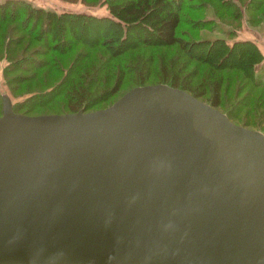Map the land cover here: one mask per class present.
I'll return each instance as SVG.
<instances>
[{
    "label": "water",
    "instance_id": "1",
    "mask_svg": "<svg viewBox=\"0 0 264 264\" xmlns=\"http://www.w3.org/2000/svg\"><path fill=\"white\" fill-rule=\"evenodd\" d=\"M264 264V135L183 89L0 113V264Z\"/></svg>",
    "mask_w": 264,
    "mask_h": 264
},
{
    "label": "rangeland",
    "instance_id": "2",
    "mask_svg": "<svg viewBox=\"0 0 264 264\" xmlns=\"http://www.w3.org/2000/svg\"><path fill=\"white\" fill-rule=\"evenodd\" d=\"M26 2L30 5H38L43 8H52L57 12L77 11L94 16L110 15L105 8V1L103 0H27ZM186 10L187 12L181 16L182 20L177 27V31H181L182 29L187 30L186 32L192 31L189 22H194L195 18H193L192 14L196 15V11ZM221 18L225 20L226 16L221 15ZM37 25L35 27L37 31L34 30L36 31L34 35L26 34L19 28V25L10 21H6L0 27V35H2V40L0 41V112L1 100L6 103V106L12 104L14 112L28 115L64 113V111L68 110L66 105L67 98L62 91L53 90L47 93L42 90L48 88L50 83L59 76H62L64 68L67 69L68 66H71L72 62L77 61L79 56L77 52L85 54L86 51H91L94 54L101 49L107 52L114 47L120 48L121 46L119 47V45H123V43L128 46L117 56V58L122 59L121 61L126 60L127 67H124V75L116 90L112 93L96 92L91 99L92 101L82 106L85 111L108 105L125 90L136 85L133 80L134 70L130 66L131 61L125 58L126 55L129 56L137 52L153 54L151 72L145 80V84H152L162 79V72L159 69L160 54L163 52V58L168 59L173 58L175 53L182 52L177 49L176 44L171 46L160 45L156 36L136 27H130L125 33V38L121 40L118 35H112L114 33L109 28L112 25L104 21L96 22L90 20L87 22L80 18L76 19L71 18V16H65V19L61 20L53 18L47 26V31L38 32L41 26H39V23ZM5 26H7V30L4 29ZM247 27L248 25L240 21V31L238 34H242V29ZM104 30L108 31L109 34L107 35H111L114 39L110 38V42L93 46L91 42L94 41L97 35H103L102 32ZM195 31L197 34L208 37L218 34V31L204 29H198V31L195 29ZM247 31L250 33L253 31L260 42H262V36H260L261 28L260 33L253 26H250V30ZM191 34L193 33L191 32ZM185 39L188 42L190 41L189 37ZM46 40H49L48 46L45 44ZM61 40L63 42H60ZM50 41L55 43L52 45ZM224 41L230 45L232 40L227 39ZM254 43L257 44L255 41ZM191 51L196 57L183 69L185 72L188 70L193 72L195 70V73H191L192 75L190 76L191 83L203 85L202 82L205 79V74L209 73L220 77L221 84L218 103L213 107L226 115L231 122L254 129L264 135V86L252 84L248 80L245 75V68L243 69L242 67V60L235 58V53L236 51L239 53V48L230 51L225 56L223 54L226 51L222 45L221 48L217 47L210 55L209 53L206 54L205 46L203 45L196 44L191 47ZM180 57L184 56L179 54L178 58ZM82 63L84 64L85 61L82 60L80 64ZM233 63L234 65H232ZM4 66L6 67L4 68ZM257 68L255 67V77L258 76L256 73ZM262 69L259 72L262 80H264V70L262 71ZM72 73L73 69L70 75ZM101 85L102 82L97 81L96 78H91L87 82L89 89H97ZM202 85L194 89V91L200 89ZM185 91L190 94V90ZM195 97L210 105L207 93H202ZM37 262L39 264H70L65 263L60 258H39ZM110 264L131 263L125 259H112Z\"/></svg>",
    "mask_w": 264,
    "mask_h": 264
},
{
    "label": "trees",
    "instance_id": "3",
    "mask_svg": "<svg viewBox=\"0 0 264 264\" xmlns=\"http://www.w3.org/2000/svg\"><path fill=\"white\" fill-rule=\"evenodd\" d=\"M26 1L0 0V27L6 21H10L19 25V28L26 34L34 35L37 31L35 27L38 23L41 26L38 32L47 31V26L53 18L61 20L65 19V16H71V18H80L87 22L90 20L109 22L112 25L109 28L114 33L112 35H118L121 40L125 38V33L130 27L142 29L156 36L160 45L171 46L176 44L177 49L182 51L175 53L173 58L168 59L163 58V52L160 54L159 69L162 72V79L155 83L190 90L189 92L193 96L207 93L208 102L212 106L218 103L221 84L220 77L209 73L205 74V79L202 82L203 85L191 83L190 76L195 73V70L193 72L190 70L185 72L183 70L196 57L191 51V47L196 44L203 45L205 46L206 54L209 53L210 55L217 47L221 48L222 45L226 51L223 56L239 48V53L236 51L235 58L242 60V67L243 69L245 68L244 71L248 80L252 84L264 86V80H262L259 72L262 67V71L264 70V60H262L260 50L253 40L235 37L241 21L248 26L256 27L259 31L261 28L264 41V0H103L105 1V8L110 15L105 14L100 16L77 11L57 12L52 8L30 5ZM186 9L196 11V15L192 14L193 18H195L194 22H189L193 34L186 32L187 30L184 29L177 31V27L182 20V14L187 12ZM240 9L242 10L240 11ZM221 15L226 16L225 20L221 18ZM4 29L7 30V26ZM195 29L197 31L198 29L218 31V34L208 37L197 34ZM102 33L103 35H97L94 41L91 42L93 46L110 42V38L114 39L111 35H107L109 34L108 31L104 30ZM1 37L2 35H0V41L2 40ZM182 37H189L190 41L188 42V40ZM227 39L232 40L230 45L224 41ZM48 41H45L46 46L49 45ZM50 42L52 45L55 43L53 41ZM60 42L63 41L61 40ZM119 47H114L107 52L101 49L94 54L91 51H86L85 54L77 52L79 55H77L78 59L72 62L70 67L68 66L67 69L69 70L67 71L64 68L62 76L56 78L49 84L48 88L42 91L47 93L53 90L62 91L67 98L66 105L68 110L64 112L85 111L82 106L92 101L91 99L96 92L112 93L119 85L127 63L125 59L121 61L122 59L117 58V56L128 46L123 43ZM178 53L184 57L178 58ZM125 58L131 61L130 66L134 70L133 80L136 84L134 86L144 85L145 80L151 72L153 54L137 52L129 56L126 55ZM82 60L85 61L84 64H80ZM255 67H258L256 70L257 77L254 76ZM72 69L73 73L70 75ZM91 78H96L97 81L102 82V85L97 87V89H89L87 82ZM200 85H202L200 89L194 91ZM1 102L2 109V106L6 105V103L2 100ZM8 107L14 111L12 104H9Z\"/></svg>",
    "mask_w": 264,
    "mask_h": 264
},
{
    "label": "crops",
    "instance_id": "4",
    "mask_svg": "<svg viewBox=\"0 0 264 264\" xmlns=\"http://www.w3.org/2000/svg\"><path fill=\"white\" fill-rule=\"evenodd\" d=\"M246 29L250 30V26H248L245 29H242V34H238V32L240 31V30H238L237 34L235 35V37L236 38H249L250 40L255 41L257 43L256 45H257L258 49L261 52L262 60H264V42H263V38L261 37V40L263 42L262 43V42H260L259 38H257L256 35L253 33V31H251V33H250ZM258 32L260 33V31H258ZM260 36H262V34Z\"/></svg>",
    "mask_w": 264,
    "mask_h": 264
}]
</instances>
